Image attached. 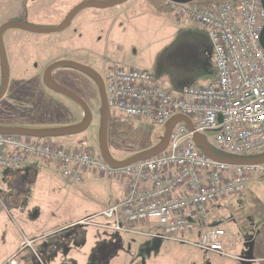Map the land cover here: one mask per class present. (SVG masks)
Instances as JSON below:
<instances>
[{
    "label": "rangeland",
    "instance_id": "rangeland-1",
    "mask_svg": "<svg viewBox=\"0 0 264 264\" xmlns=\"http://www.w3.org/2000/svg\"><path fill=\"white\" fill-rule=\"evenodd\" d=\"M83 1L37 4V0H0V29L12 21L34 28L60 25ZM199 26L179 19L175 13L159 14L144 0H130L118 7L81 9L57 33L6 29L2 43L9 83L0 100V127L54 132L82 126V106L44 81L45 70L58 61L92 67L103 79L114 66L133 67L152 74L172 93L187 86L215 84L213 62H202V40L196 35L201 30ZM52 77L80 97L92 113L86 131L60 142L99 152L103 117L98 82L69 67L56 69ZM167 128L168 125L156 127L147 120L126 119L110 111L106 150L115 160L133 158L158 148ZM25 167L20 173L6 174L9 182L0 188L7 209L0 212V260L11 234L20 249V264H246L240 259L249 258L253 261L250 264H264L262 178L254 179L245 193L212 205V216L221 219L229 240H225L228 255L220 256L172 240L79 225L77 221L81 219L104 221L95 216L113 205L114 186L119 179L87 172L81 182L72 183L55 164L34 159ZM5 194L10 196L9 204ZM16 207L21 210L15 212ZM26 239L35 241L21 246Z\"/></svg>",
    "mask_w": 264,
    "mask_h": 264
},
{
    "label": "built area",
    "instance_id": "built-area-1",
    "mask_svg": "<svg viewBox=\"0 0 264 264\" xmlns=\"http://www.w3.org/2000/svg\"><path fill=\"white\" fill-rule=\"evenodd\" d=\"M168 4L178 18L208 29L216 83L172 93L152 74L117 65L105 78L108 106L123 118L147 120L156 127L184 116L194 131L179 122L165 152L120 168L78 145L0 134V170L20 169L37 159L57 165L72 183L81 182L87 172L119 179L125 187L124 198L95 216L103 222L86 219L79 225L172 240L227 256V233L221 219L212 218L211 207L245 193L254 179H264V164L214 161L197 147L194 135L204 136L212 149L228 158L264 156L263 0L214 2L207 8ZM18 255L2 264H20Z\"/></svg>",
    "mask_w": 264,
    "mask_h": 264
},
{
    "label": "water",
    "instance_id": "water-1",
    "mask_svg": "<svg viewBox=\"0 0 264 264\" xmlns=\"http://www.w3.org/2000/svg\"><path fill=\"white\" fill-rule=\"evenodd\" d=\"M129 0H112L107 3H100V2H95V1H87L83 2L80 4L74 11H72L69 16L66 18L63 24L59 25L58 27H43V28H34L30 27L25 23H7L5 24L1 29H0V56L2 60V67H3V72H4V83H3V89L0 92V100L3 98V96L6 93V90L8 88V83H9V68L6 62V58L4 55L3 47H2V36L3 33L6 29L9 28H16V29H21L33 33H57L65 29V27L68 25V22L72 18V16L79 10L84 9V8H98V9H106V8H111V7H118L120 5H123L127 3ZM172 3H178V4H191L195 0H168ZM263 7H264V0H263ZM261 44L264 48V30L261 35ZM61 67H69V68H74L78 69L88 76L92 77L95 79L100 87V92H101V101H102V109H101V114L103 117V127H102V132H101V137H100V142H99V148H100V154L102 158L111 166L114 168H120V167H125L129 166L132 164H135L137 162L156 157L163 152H165L169 146L170 138L172 131L174 127L179 123V122H184L187 127L191 130L194 131L193 126L191 125L190 121L185 118L184 116H176L171 120L167 125V132L164 138L163 143L156 149L151 150L149 152H146L144 154L135 156L133 158L119 161L111 158L106 150V143H107V133H108V120H109V115H110V109L108 106V100H107V93H106V88H105V82L104 79L91 67L78 64L72 61H59L51 66H49L45 73H44V81L46 85H48L50 88L60 91L63 94L69 96L73 100H75L78 104L82 106L85 112V119L83 121L82 126L78 127L77 129H71V130H66V131H40V130H32V129H26V128H6V127H0V134L2 135H16V136H22V137H28V138H36V139H54V138H63V137H70V136H76L82 134L84 131L88 129L92 122V113L88 107V105L76 94H74L72 91L64 88L60 84L56 83L52 77V73ZM219 121L222 122V118L219 117ZM194 141L197 145L198 148L210 159L221 162V163H226L229 165H235V166H246V165H262L264 164V156H261L259 158H253V159H237V158H228V157H222L217 155L214 150L211 148L209 143L207 142L206 138L202 135H194ZM252 258H249V260ZM248 259H242L241 261H246Z\"/></svg>",
    "mask_w": 264,
    "mask_h": 264
},
{
    "label": "crops",
    "instance_id": "crops-1",
    "mask_svg": "<svg viewBox=\"0 0 264 264\" xmlns=\"http://www.w3.org/2000/svg\"><path fill=\"white\" fill-rule=\"evenodd\" d=\"M130 1V0H129ZM128 1V2H129ZM137 3L133 4L132 6H129V8H133ZM138 13V12H137ZM125 14L127 15V17H131L129 15L130 14V11L127 10L125 11ZM180 19V18H179ZM181 20H187V18L185 19H181ZM189 20V19H188ZM197 24V23H196ZM199 25V24H198ZM201 30H199L197 32V36L199 37V40H202V43H201V48H200V52H201V55H202V62H213V49H212V43H211V40H210V37L208 35V29L205 27V26H202L200 25L199 26ZM59 62V61H58ZM86 64V63H85ZM214 64V63H213ZM120 66V64H119ZM92 68V67H91ZM127 69V68H126ZM130 69H133L130 68ZM135 70H138V69H135ZM211 85V84H209ZM202 86H208V84L206 85H202ZM189 87V86H187ZM185 88V87H184ZM165 89V88H164ZM182 90V89H181ZM180 90V91H181ZM180 91H174L175 93H178ZM26 167H23V168H20V169H15V170H0V188H4V185L9 182V177H5L6 174H9L10 175H13V174H17V173H20L22 169H24ZM118 184V185H117ZM114 188H115V199L114 201L112 202L113 204L122 200L125 196V187L123 186V182L121 180H119V182L117 183ZM5 198L6 200L8 201V204L10 203V196L5 194ZM11 198H14V197H11ZM0 200H1V196H0ZM5 202L3 200H1V204H0V212L2 213L4 210L7 211V209L5 208ZM109 206V205H107ZM107 206L105 208H103L101 211L105 210L107 208ZM12 207V206H11ZM4 209V210H3ZM14 209V208H13ZM21 209L16 207L14 209L15 212H19ZM101 211H99L98 213H100ZM96 213V214H98ZM1 216V214H0ZM82 220V219H81ZM0 221H1V217H0ZM77 222H80V221H77ZM76 222V224H77ZM71 224L73 222H70ZM1 225V223H0ZM72 228V227H71ZM28 240V239H26ZM25 241H22L20 243V245L22 246L25 242ZM30 241L31 243L34 242L35 240H28ZM6 250H5V256L3 257V259L0 260V264H2L3 262H5L7 259H9L10 257L14 256L15 254H19L20 252V249L18 248V243L17 241L12 237L11 234H8L7 236V241H6ZM252 260V259H250ZM250 264V263H248Z\"/></svg>",
    "mask_w": 264,
    "mask_h": 264
},
{
    "label": "trees",
    "instance_id": "trees-1",
    "mask_svg": "<svg viewBox=\"0 0 264 264\" xmlns=\"http://www.w3.org/2000/svg\"><path fill=\"white\" fill-rule=\"evenodd\" d=\"M147 5L149 7H151L152 9H154L157 13L159 14H171V13H174L173 10H172V6L171 4H168V0H144ZM222 1H233V0H195L193 3H191L192 5H197V6H201V7H204V8H207L209 7L212 3L214 2H222ZM76 136H79V135H76ZM64 138H67V137H63V138H54V139H36V138H33L34 140L36 141H40V142H46V141H50L54 144H65L63 142H60L61 140H63ZM55 139L59 140V141H55ZM78 147H80V145H78ZM214 150V149H213ZM91 153H94V154H97L99 152H93V151H89ZM214 152L219 155V156H222V157H227L226 155L214 150ZM212 218H214L212 216Z\"/></svg>",
    "mask_w": 264,
    "mask_h": 264
},
{
    "label": "flooded vegetation",
    "instance_id": "flooded-vegetation-1",
    "mask_svg": "<svg viewBox=\"0 0 264 264\" xmlns=\"http://www.w3.org/2000/svg\"><path fill=\"white\" fill-rule=\"evenodd\" d=\"M38 2H37V4H39V3H48V2H50V3H64L65 1H71V0H37ZM87 1H90V0H84L83 2H87ZM82 2V3H83ZM81 3V4H82ZM74 11V10H73ZM71 13V12H70ZM69 13V14H70ZM69 14L67 15V16H65L66 18L69 16ZM66 18H65V20H66ZM64 20V19H63ZM64 20V21H65ZM64 21H63V23H64ZM8 23H21V22H16V21H12V22H8ZM63 23H60V25L61 24H63ZM59 25L57 24V25H53V26H50V27H58ZM5 32V31H4ZM4 34V33H3ZM3 37V36H2ZM2 47H3V43H2ZM3 51H4V49H3ZM0 67H1V79H0V92L2 91V89H3V83H4V72H3V67H2V60H1V56H0ZM46 71V70H45ZM45 73V72H44ZM53 74V73H52ZM7 90H8V88H7ZM7 90H6V92H7ZM5 95H6V93H5ZM4 95V96H5ZM4 96H3V98H4ZM2 98V99H3ZM1 99V100H2ZM10 109L11 110H13V108H11L10 107ZM9 109V110H10ZM10 110V111H11ZM9 111V112H10ZM12 112V111H11ZM2 127V126H1ZM242 262H245L246 264H248V262L249 263H252L253 261L252 260H246V261H242Z\"/></svg>",
    "mask_w": 264,
    "mask_h": 264
}]
</instances>
